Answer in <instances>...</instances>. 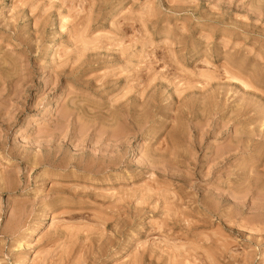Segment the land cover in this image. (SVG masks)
Masks as SVG:
<instances>
[{"label": "rangeland", "instance_id": "rangeland-1", "mask_svg": "<svg viewBox=\"0 0 264 264\" xmlns=\"http://www.w3.org/2000/svg\"><path fill=\"white\" fill-rule=\"evenodd\" d=\"M0 264H264V0H0Z\"/></svg>", "mask_w": 264, "mask_h": 264}, {"label": "bare ground", "instance_id": "bare-ground-1", "mask_svg": "<svg viewBox=\"0 0 264 264\" xmlns=\"http://www.w3.org/2000/svg\"><path fill=\"white\" fill-rule=\"evenodd\" d=\"M47 53L50 55V53H51V50L49 49V50L47 51ZM61 93H62V95H64V94H65V92H64V94H63V92H61ZM62 95L60 94V96L58 97V99L62 98V97H63Z\"/></svg>", "mask_w": 264, "mask_h": 264}]
</instances>
